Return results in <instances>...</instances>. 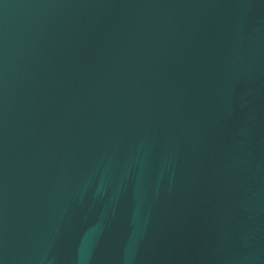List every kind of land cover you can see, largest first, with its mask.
<instances>
[{"label": "water", "instance_id": "1", "mask_svg": "<svg viewBox=\"0 0 264 264\" xmlns=\"http://www.w3.org/2000/svg\"><path fill=\"white\" fill-rule=\"evenodd\" d=\"M0 264H264V0H0Z\"/></svg>", "mask_w": 264, "mask_h": 264}]
</instances>
